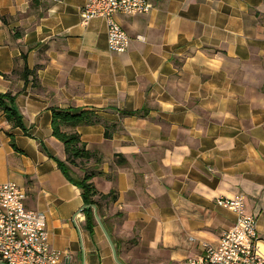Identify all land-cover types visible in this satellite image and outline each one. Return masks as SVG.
Returning a JSON list of instances; mask_svg holds the SVG:
<instances>
[{"label": "crops", "instance_id": "0c3cea01", "mask_svg": "<svg viewBox=\"0 0 264 264\" xmlns=\"http://www.w3.org/2000/svg\"><path fill=\"white\" fill-rule=\"evenodd\" d=\"M150 1L116 15L131 42L114 52L105 18L82 22L85 0H0V92L23 121L0 109V183L26 188L71 264H179L219 244L236 214L216 199L239 193L264 250V0ZM53 107L96 113L74 129L102 156L86 164L98 192L116 196H96L116 256L55 160Z\"/></svg>", "mask_w": 264, "mask_h": 264}, {"label": "built area", "instance_id": "2783aa9c", "mask_svg": "<svg viewBox=\"0 0 264 264\" xmlns=\"http://www.w3.org/2000/svg\"><path fill=\"white\" fill-rule=\"evenodd\" d=\"M153 7L150 0H85L81 18L84 24L94 17L105 18L109 49L125 52L131 38L116 15L145 14ZM27 197L26 188L17 182L0 183V263L71 264L72 254L52 246L45 213L28 208ZM216 203L236 214L234 225L222 233L218 245L203 241L201 254L189 256L179 264H264L257 217L247 211L245 195L220 196Z\"/></svg>", "mask_w": 264, "mask_h": 264}, {"label": "trees", "instance_id": "16d2710c", "mask_svg": "<svg viewBox=\"0 0 264 264\" xmlns=\"http://www.w3.org/2000/svg\"><path fill=\"white\" fill-rule=\"evenodd\" d=\"M16 97L17 95L11 92H0V109L10 123L23 127L22 116L16 103ZM96 120V113L92 111L79 108H52L53 135L63 142L66 151V160L58 158H55V160L67 179L81 189L85 205L83 213L86 216L87 226L91 231L93 230L95 221L92 205H98L96 196L99 195L101 198H107L109 201L116 199L114 194L104 195L98 192L92 181L97 171L94 168L86 167V164L90 160H94L98 164L102 161V156L98 151L89 150L85 142L82 141L80 133L74 129L80 124H91ZM10 135L13 137V134ZM12 144L16 148L13 139ZM71 165L81 167L85 172L84 175L82 177H75L72 173Z\"/></svg>", "mask_w": 264, "mask_h": 264}, {"label": "water", "instance_id": "95a60500", "mask_svg": "<svg viewBox=\"0 0 264 264\" xmlns=\"http://www.w3.org/2000/svg\"><path fill=\"white\" fill-rule=\"evenodd\" d=\"M92 207L94 208L95 217H96L98 223L101 225V227H102V229H103L105 235L107 236V238H108V240H109V242H110V244H111V246H112V248H113L114 254H115V256H116V250H115V247H114L113 241H112V239H111V237H110V235H109L107 229L105 228L103 222L101 221V219H100V217H99V215H98V213H97V207H96L95 204H93ZM84 208H85V205H84V206L78 211V213L82 212Z\"/></svg>", "mask_w": 264, "mask_h": 264}]
</instances>
